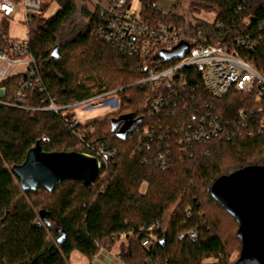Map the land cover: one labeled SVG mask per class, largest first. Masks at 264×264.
Returning <instances> with one entry per match:
<instances>
[{"label": "trees", "instance_id": "obj_1", "mask_svg": "<svg viewBox=\"0 0 264 264\" xmlns=\"http://www.w3.org/2000/svg\"><path fill=\"white\" fill-rule=\"evenodd\" d=\"M55 1L60 7L54 15L41 12L29 25L45 91L32 88L23 107L6 104L7 96L0 100V264H69L75 252L94 264L119 241L115 255L124 264H234L233 255L242 249L239 225L212 197L211 187L222 175L264 165V132H250L239 115L263 102L237 92L211 95L197 68L182 70L186 85L142 82L149 69L165 70L177 59L163 53L143 65L139 54L129 56L99 34L105 14L98 7L86 12L88 22L78 29L77 0ZM138 1L140 18L149 26L200 29L210 43L256 41L253 49L235 48L264 72V0H191L190 24L175 10L164 13L153 0ZM200 11L215 19L200 18ZM93 91L113 92L119 100L103 122L71 127L62 112L43 109V98L73 107ZM161 96L164 109L154 114L151 104ZM203 119L207 126L217 121L221 131L187 143L189 128ZM38 140L47 152L96 157L104 146L116 154L94 184L67 179L53 192H25L13 167ZM193 229L196 237H179Z\"/></svg>", "mask_w": 264, "mask_h": 264}, {"label": "built area", "instance_id": "obj_2", "mask_svg": "<svg viewBox=\"0 0 264 264\" xmlns=\"http://www.w3.org/2000/svg\"><path fill=\"white\" fill-rule=\"evenodd\" d=\"M83 1L90 2L93 7H98L105 14L97 27L103 39L129 56L139 54L143 59V65H148L163 53H172L183 42L188 44L183 57L175 58L174 61L176 59L177 61L165 70L149 69L147 77L142 82L153 87H159L163 82L173 85L179 81L186 85L187 78L182 74V70L188 67L197 68L201 72L206 90L211 95L224 97L237 92L263 102L258 107L240 110L239 115L241 120L251 125L250 132H264V72L257 70L235 48L248 45L253 49L257 46L256 41L247 44L246 40L239 39L235 44L210 43L200 29L182 32L168 25L149 26L131 10V5L127 6V0ZM43 10L42 0H0V100L7 96L6 104L23 107L32 88H39L41 92L46 89L37 58L32 51L29 29L30 23ZM207 14H204L203 18L212 22L215 19L214 14ZM18 16L22 18L19 21L28 26L27 33L22 38L9 34L11 22ZM9 89H13L12 94H8ZM42 105L44 110L62 112L63 118L71 127H75L83 124L74 112L75 109H81L83 114L99 109L110 113L119 108V100L113 92H106L73 107L57 106L53 99L49 98H43ZM163 109L164 98L162 96L155 98L151 104V112L159 114ZM220 131L221 126L217 121L207 126L206 120L203 119L196 129L189 128L186 142L191 144L209 140ZM78 136L82 139L81 135ZM115 154V150H109L104 146L98 147L96 158L100 169ZM197 233V230L193 229L180 234L179 237L184 238L188 235L194 238ZM143 244L147 246L149 241Z\"/></svg>", "mask_w": 264, "mask_h": 264}, {"label": "water", "instance_id": "obj_3", "mask_svg": "<svg viewBox=\"0 0 264 264\" xmlns=\"http://www.w3.org/2000/svg\"><path fill=\"white\" fill-rule=\"evenodd\" d=\"M181 43L168 57H183ZM132 129L127 127L124 135ZM25 192L45 188L53 192L62 181L73 179L94 184L100 174L98 159L79 152H47L41 141L28 151L25 161L13 167ZM212 197L237 221L242 249L234 264H264V165H249L218 177Z\"/></svg>", "mask_w": 264, "mask_h": 264}, {"label": "rangeland", "instance_id": "obj_4", "mask_svg": "<svg viewBox=\"0 0 264 264\" xmlns=\"http://www.w3.org/2000/svg\"><path fill=\"white\" fill-rule=\"evenodd\" d=\"M102 1H105V0H102ZM153 1L156 3L157 7L159 9H161L158 6L157 2L155 0H153ZM42 2H43V6H44L43 12L45 13L46 17H50V16L54 15L59 10V7H60L59 3L55 0H42ZM174 2L175 3L171 6L170 11L164 12L162 9L161 10L166 14L175 10V12L177 14L183 15L185 17L186 21L190 24L193 21V18H192L193 16L191 14V10L189 7L191 0H175ZM90 4L91 3L88 1L77 0V6L78 7H77V12L75 14V19H74V27L75 28L79 29V28L85 26V24L88 22V15L86 14V12L88 10L93 9V5L92 4L90 5ZM140 7H141L140 2L138 0H133L131 10L139 16H140ZM207 13L208 12H205V11L201 12L200 11L199 17L203 18L204 14L208 15ZM210 14H212V13H210ZM21 19H22L21 16H18L11 22V25L9 28L10 36L22 38L26 35L27 30H28V26L26 24L20 22L19 20H21ZM95 95H97V91H93L89 98H92ZM98 103H100V100L98 101ZM74 112H76V115H77V117L81 123L87 124V123H90L93 121H97L99 123L105 121V119H106L105 115L107 114L108 111L103 110V109H99V110L90 112L89 114H83V113H81V109H75ZM130 124H131V120L129 119L125 125H130ZM224 226L227 228V230H232V225L230 223L225 222ZM120 243H121V241H119L117 243V245L115 247V251L110 252V255L108 256V258L106 260L107 263L117 264L113 260L114 256L112 254L113 253L115 254V252L118 248V245ZM239 256H240V254L235 253L233 255V259L235 260L237 257L239 258ZM211 261H213V260H211V259L208 260V262H211ZM69 264H85V258L79 252H75L71 255ZM87 264H88V262H87ZM122 264H124V263L122 262Z\"/></svg>", "mask_w": 264, "mask_h": 264}, {"label": "crops", "instance_id": "obj_5", "mask_svg": "<svg viewBox=\"0 0 264 264\" xmlns=\"http://www.w3.org/2000/svg\"><path fill=\"white\" fill-rule=\"evenodd\" d=\"M158 4V6L164 11L168 12L171 9V6L175 3V0H155ZM112 254V253H111ZM110 255V252L107 250H102L98 256V258L95 260L94 264H109L107 263V258ZM114 256L113 260L117 264H122V262L117 258V256L113 253ZM85 264H87V260L85 259Z\"/></svg>", "mask_w": 264, "mask_h": 264}]
</instances>
